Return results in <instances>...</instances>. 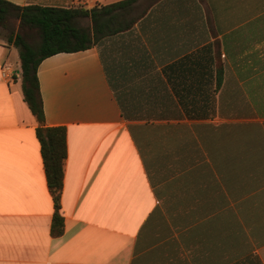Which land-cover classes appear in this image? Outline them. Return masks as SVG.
<instances>
[{
  "label": "crops",
  "instance_id": "crops-1",
  "mask_svg": "<svg viewBox=\"0 0 264 264\" xmlns=\"http://www.w3.org/2000/svg\"><path fill=\"white\" fill-rule=\"evenodd\" d=\"M135 12L37 67L44 124L65 129L58 237L17 50L0 38L15 71L0 77V264H264V0Z\"/></svg>",
  "mask_w": 264,
  "mask_h": 264
},
{
  "label": "trees",
  "instance_id": "trees-1",
  "mask_svg": "<svg viewBox=\"0 0 264 264\" xmlns=\"http://www.w3.org/2000/svg\"><path fill=\"white\" fill-rule=\"evenodd\" d=\"M140 0H120L86 9L76 5L50 8L18 6L0 0V38L17 50L21 92L29 112L35 118V135L40 145L47 190L53 201L50 233L58 237L63 231L60 196L66 158L63 127L44 124L37 67L41 61L59 53L85 51L100 40L129 30L141 13ZM135 17H131V16Z\"/></svg>",
  "mask_w": 264,
  "mask_h": 264
},
{
  "label": "built area",
  "instance_id": "built-area-1",
  "mask_svg": "<svg viewBox=\"0 0 264 264\" xmlns=\"http://www.w3.org/2000/svg\"><path fill=\"white\" fill-rule=\"evenodd\" d=\"M15 76V71L10 66H2L0 68V77L3 80L10 81Z\"/></svg>",
  "mask_w": 264,
  "mask_h": 264
},
{
  "label": "rangeland",
  "instance_id": "rangeland-1",
  "mask_svg": "<svg viewBox=\"0 0 264 264\" xmlns=\"http://www.w3.org/2000/svg\"><path fill=\"white\" fill-rule=\"evenodd\" d=\"M17 54V53H16Z\"/></svg>",
  "mask_w": 264,
  "mask_h": 264
}]
</instances>
